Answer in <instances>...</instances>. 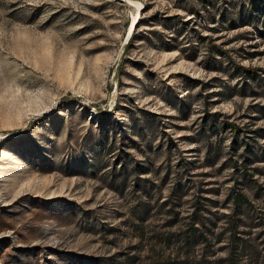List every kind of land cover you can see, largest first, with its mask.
Instances as JSON below:
<instances>
[{
    "label": "rangeland",
    "instance_id": "obj_1",
    "mask_svg": "<svg viewBox=\"0 0 264 264\" xmlns=\"http://www.w3.org/2000/svg\"><path fill=\"white\" fill-rule=\"evenodd\" d=\"M0 264H264V0H0Z\"/></svg>",
    "mask_w": 264,
    "mask_h": 264
}]
</instances>
